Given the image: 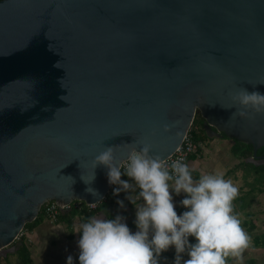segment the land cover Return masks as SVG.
<instances>
[{
    "label": "water",
    "instance_id": "1",
    "mask_svg": "<svg viewBox=\"0 0 264 264\" xmlns=\"http://www.w3.org/2000/svg\"><path fill=\"white\" fill-rule=\"evenodd\" d=\"M239 87L264 93V0H0V254L45 202L104 198V147L163 160L195 110L264 164V113L227 107Z\"/></svg>",
    "mask_w": 264,
    "mask_h": 264
},
{
    "label": "clouds",
    "instance_id": "2",
    "mask_svg": "<svg viewBox=\"0 0 264 264\" xmlns=\"http://www.w3.org/2000/svg\"><path fill=\"white\" fill-rule=\"evenodd\" d=\"M230 96L232 104L227 107L239 106L233 116H246L248 110L264 113V93L239 87ZM130 145L123 171L111 146L104 147L93 161L94 168L108 169L109 184L118 185L113 194L129 193L126 199L135 206L136 230L128 227L122 215L88 217L75 231L80 234L79 264H159L161 253L169 248H174L173 264H228L229 257L241 259L251 238L234 212L238 187L222 173L194 179L183 158L168 164L150 154V145L139 150L135 143ZM122 175L129 179H121ZM181 194L179 204L185 210L178 214L174 195ZM138 200L142 203L137 204ZM117 204L124 207L123 200ZM66 264H73L71 255Z\"/></svg>",
    "mask_w": 264,
    "mask_h": 264
},
{
    "label": "crops",
    "instance_id": "3",
    "mask_svg": "<svg viewBox=\"0 0 264 264\" xmlns=\"http://www.w3.org/2000/svg\"><path fill=\"white\" fill-rule=\"evenodd\" d=\"M224 142V143H221ZM232 141L230 138H212L211 140H209L208 144L206 145L203 153L206 154V158H202V152L195 154L193 157H190L188 159V165L189 168L192 170V175L194 179H199V177L203 174H210V173H215V171H213L214 167H213V163L212 161L218 159L220 161H222V156L224 154H226L227 151H229V147L231 145ZM208 156L210 157V160L208 161ZM215 158V159H214ZM207 165V169H205L203 167V164ZM235 163H232V165H234ZM232 169L227 168L226 172H224V178L226 179V175L229 171H231ZM235 170V169H234ZM121 179H125L124 177H121ZM126 180V179H125ZM138 189H136L135 192L132 193L133 196H135L138 193ZM122 194L124 195H120V194H116L115 197L116 199L118 198L119 200H123L124 204H126V209L124 207H121L119 204L116 203L115 209H112V212L114 213V215L112 216V218H114L116 215H122L125 217V222L128 225V227L132 230L135 231L136 230V226L134 223L135 220V209L133 208V204L130 203V201L128 199H126V196L129 194L125 191H121ZM259 197L256 200V202L254 204L256 205H260L261 207H259L260 210H257L258 212L260 211L261 214L264 213V208H262V202H260V198L264 197L263 192L259 193ZM183 198V194H181L180 196H176L174 195V202H175V207L176 209L179 208L181 205L179 204L180 199ZM263 199V198H262ZM132 204V205H131ZM253 204V203H252ZM132 207H129V206ZM109 212H110V208H102V209H98L95 211V213L93 214V216H102L106 219H109ZM180 214V213H178ZM45 217V216H44ZM81 223V221L78 219V217H74L72 219V231L71 230H67L64 227V223L59 222L58 220L56 221H49L46 217L44 219H42L40 221V223L38 224V226H36L34 229H32L31 231H29V233H24V237H23V243L27 246L29 252H30V258H31V263L29 264H50L48 261H43V260H38L40 258H36V254H33V250H30V247L33 246V248L36 250L37 253H39L40 256L44 257V255H47V257L52 258L53 261H55L57 259V257L60 256V254H53L50 249H49V244L47 243V239H48V231L49 232H53L55 234L58 235V237L62 240V242L69 248L74 250L75 253V257L73 258V263H75V261H77L79 264V260H78V254H79V248L77 246V241L79 239V235L76 231L77 226ZM254 228L252 229V234L254 236L257 237L258 243L256 242V245L254 244V242L252 241V246H249L247 249H249V251L251 249H254L253 247H259V249H257V251L259 252H263L264 255V245L261 244V241H259L261 239L262 236H264V227L261 226V230L260 232L258 231L257 233H255L254 231L256 230V224L252 223ZM259 225V223H257ZM241 226L243 228H245V223L241 222ZM245 232L247 233V230L244 229ZM250 230V229H249ZM249 236V235H248ZM13 245L15 246L13 248L12 252H7L5 253V255L0 254V258H5V260L2 262L3 264H10V262L12 261L11 259L15 260L16 257V251L17 248L19 246V242L18 240H15V242L13 243ZM246 252V251H245ZM35 253V252H34ZM10 254V256L8 257V255ZM163 254L166 253H161V256H163ZM242 255H245L248 257L247 253H244ZM10 258V259H6V258ZM233 259V258H232ZM231 259V261H232ZM247 260L251 261L249 258L246 259L245 261L247 262ZM230 261V262H231ZM244 261V262H245ZM262 261H264V258H262ZM229 262V263H230ZM59 264V263H56ZM231 264V263H230Z\"/></svg>",
    "mask_w": 264,
    "mask_h": 264
},
{
    "label": "rangeland",
    "instance_id": "4",
    "mask_svg": "<svg viewBox=\"0 0 264 264\" xmlns=\"http://www.w3.org/2000/svg\"><path fill=\"white\" fill-rule=\"evenodd\" d=\"M221 143H224L221 141ZM208 144V143H207ZM206 147V144L201 145V152L203 153L204 149ZM202 158H206V154L203 153L202 154ZM215 159V158H214ZM237 158L235 156H233L232 153H230V151H227L226 154H224L222 156V161L216 159L214 161H212L213 163V171H215V173H222L224 174V172H226L227 168H231V164L232 163H236ZM210 160V157L208 156V161ZM240 168L235 169V170H231L227 173L226 175V179H229L233 182V184L235 186L238 187V195L235 198V200L233 201V206H234V212L235 214H237L241 220L242 223H245V228L247 231L249 229H253L254 226L252 223L256 224V230L254 231L255 233H257L258 231L260 232L261 230V226L264 227V213L261 214L260 211L258 212L257 210H260L259 207H261L259 204L256 205L254 204L256 202L255 199H257L260 195H259V191L257 189L251 188V186H253V184H256L258 180L255 181L253 179L254 175L252 173H250V169L249 167L244 166V164H240L239 165ZM203 167L205 169H207V165L204 163ZM258 174H263L264 175V167H259L258 168ZM251 185V186H250ZM261 188H264V181L262 186H260ZM263 194H264V190H263ZM263 198V199H262ZM260 198V202H262V208H264V197ZM142 203V201L138 200L137 204ZM253 203V204H252ZM126 204H124V208L126 209ZM132 205V204H131ZM129 206V205H127ZM132 207V206H129ZM133 208L135 209V206L133 205ZM259 223V225L257 224ZM262 223V225H261ZM261 225V226H260ZM38 226V225H37ZM25 232V231H24ZM252 232V231H251ZM47 243L49 244V249L53 254H60L59 257H57V259L55 261L52 260V258L47 257V255H44V257L40 256L39 253L36 252V250L33 248V246L30 247V250H33V254H36V258H40L38 260H43V261H48L50 264H66V260L67 257L69 255H71L73 258L75 257V253L74 250L67 247L62 240L58 237L57 234L53 233V232H49L47 233ZM24 236V235H23ZM252 240V237H250ZM250 246H252V241L250 243ZM254 249H251L249 251V249H245L243 251L242 254L247 253L248 257L245 255H242V258L237 260L235 258L232 259V257H230V261L232 259V261L230 262L231 264H264V261H262V258H264L263 252H259L257 251V249H259V247H253ZM246 251V252H245ZM166 254H163L162 257H160L159 260V264H173V260H174V256H175V252H174V248H169L168 251L164 252ZM10 256V254L8 255V257ZM6 258V259H10V258ZM188 257L185 255L184 259H187ZM250 259L251 261L247 260V262L245 261L246 259ZM5 260V258H0V264H3L2 262ZM12 261L10 262V264L12 262H14V257L13 259H11ZM74 261V260H73ZM245 261V262H244ZM78 262L75 261V263L73 264H77ZM228 263V264H230ZM45 264V263H44Z\"/></svg>",
    "mask_w": 264,
    "mask_h": 264
},
{
    "label": "trees",
    "instance_id": "5",
    "mask_svg": "<svg viewBox=\"0 0 264 264\" xmlns=\"http://www.w3.org/2000/svg\"><path fill=\"white\" fill-rule=\"evenodd\" d=\"M202 122L203 119L202 117L199 115L198 110H195L192 122L187 130V135L190 138V140L192 141L193 145H194V150L192 153L189 154L188 159L190 157H193L195 154L200 153L201 152V145L206 144L209 142V140H211L214 137H207L204 129L202 128ZM222 138H228L225 135L222 136ZM232 143L229 147V151L230 153L233 154V156H235L237 159V162L232 165V167L230 169L234 170V169H238L240 168V164H244V166L249 167V171L250 173H252L254 175L253 179L256 181L257 178L260 179L257 181L256 184H253V186H251V188L257 189L259 191V193H262L264 188H261L260 186H262L263 181H264V175L263 174H258V168L259 167H264V164H253L251 162L245 161V159H247L250 155H251V147L248 144H245L243 142L237 141L235 139H231ZM264 148H260L256 151V154H259L260 152H263ZM122 177H124L126 180L127 178L125 176L122 175ZM118 187V185H112L110 186L108 192L106 193V195L104 196V198L102 200H100L96 205L95 208L93 209H87V206L80 201V207L76 208V207H71L70 209L66 210V212H59L58 215L56 216L55 220H58L61 223H64V227L67 230H71L72 229V219L74 217H78V219L82 222H84L88 217L93 216V214L95 213L96 210L98 209H102V208H110V212H109V219H112V216L114 215V213L112 212V209H115L117 200H119L118 198L116 199L115 195L113 194V188ZM120 195H124L122 194V192L119 193ZM185 209L180 206L179 208L176 209L177 213H182ZM44 215L42 212V206H40L38 213L36 215V217L30 221L27 222L23 225V228L21 230V235H20V244L17 248L16 251V257L14 262H12L11 264H29L31 263V258H30V252L27 248V246L22 242L23 241V235H25L24 233H29V231H31L32 229H34L42 219H44ZM25 231V232H24ZM72 231V230H71ZM252 229L247 231V234L249 235V237H252V241L254 242V244L256 245V242L258 243L257 237L254 236L252 234ZM78 235H80L78 233ZM190 242H194L193 238H189ZM262 240V241H261ZM261 241V244L264 245V236L261 237V239L259 240ZM230 261V257L228 258V263Z\"/></svg>",
    "mask_w": 264,
    "mask_h": 264
},
{
    "label": "built area",
    "instance_id": "6",
    "mask_svg": "<svg viewBox=\"0 0 264 264\" xmlns=\"http://www.w3.org/2000/svg\"><path fill=\"white\" fill-rule=\"evenodd\" d=\"M193 150H194V145L186 133V135L184 136V138H183L181 144L178 146V148L171 155H169L168 157H166L163 160L166 161L168 164H170L172 160L183 158V162L188 164V156L190 153L193 152ZM126 163H127V159H125L124 161L121 162L122 171H123V166ZM125 177L127 179H129L127 176H125ZM85 205L87 206V209H93V208H95L96 204H90V205L85 204ZM71 207L79 208L80 207V201H72L71 203H69L68 205H66L62 208H59L52 201H47L44 204H42V212H43V215L49 221H54L59 212H63L64 209L68 210ZM21 233L22 232L20 231V233L18 235V240L20 238Z\"/></svg>",
    "mask_w": 264,
    "mask_h": 264
},
{
    "label": "flooded vegetation",
    "instance_id": "7",
    "mask_svg": "<svg viewBox=\"0 0 264 264\" xmlns=\"http://www.w3.org/2000/svg\"><path fill=\"white\" fill-rule=\"evenodd\" d=\"M258 156H260L261 158H264V151L260 152L259 154H257Z\"/></svg>",
    "mask_w": 264,
    "mask_h": 264
}]
</instances>
